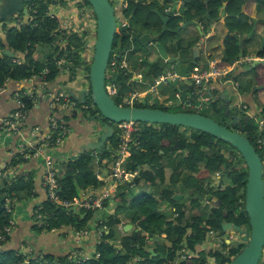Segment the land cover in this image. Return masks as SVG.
I'll return each mask as SVG.
<instances>
[{"label":"trees","instance_id":"trees-1","mask_svg":"<svg viewBox=\"0 0 264 264\" xmlns=\"http://www.w3.org/2000/svg\"><path fill=\"white\" fill-rule=\"evenodd\" d=\"M65 1L34 0L28 4V20L23 21L19 28L8 27L6 44L14 54H23V60L18 62L16 57L10 58L5 55L6 45L0 41V88L9 80L24 81L35 76H44L45 81L50 82L62 70H67L73 75L80 71L86 72L85 79L87 82L89 81V65L91 63L84 61L81 56L88 49L83 38L76 33L67 34L64 30H60L57 17L49 15L50 4L65 3ZM247 3H249L248 0H210L208 6L203 5V11L209 10L210 16L217 18L220 15L221 6L226 4V17L229 26H237V33L232 31L230 27V31L234 32L233 35L227 34L224 37L225 54L223 53L222 58L228 65L229 61L237 56L240 51L239 36H244L251 30V26L245 22L248 21V16L242 10ZM152 4L153 2L150 5ZM149 8L145 9L147 11L145 13L146 18L149 14ZM239 21L241 22L239 23ZM175 25V22L169 24L166 32L160 35V42L163 45L166 44L168 37H175L174 31L177 27ZM62 37L71 39L72 42H67L64 47H61L57 40ZM122 37L124 42H129L128 33L123 32ZM197 40L198 38L195 37L192 42ZM37 46H46L52 51L44 59L38 61L34 58ZM243 51L244 56H246L245 50ZM257 54L258 57L264 58V47L258 50ZM63 59L65 63L60 65V61ZM135 60L136 62L132 66L137 68L141 60L138 58ZM149 62H146L148 69L142 73L144 79H147L152 85L157 78L165 74L163 71L164 63L161 58L154 63ZM224 66L227 65L221 64V67ZM45 71L48 73L44 74ZM122 72V70L121 72L116 70L115 82L121 85L122 91L125 93L131 88V76L128 72ZM257 73L260 77H264V66H260ZM24 93L25 91L21 93V99L28 110L32 107L33 99ZM125 94L121 95L118 89L117 98H113L118 105L125 106L123 102ZM210 94L213 98L210 102L211 105L215 108H224L220 92L211 89ZM146 102V104L141 102L138 107L151 105L148 100ZM189 102L196 104V97L192 96ZM262 108L261 113L264 117V105ZM91 112L95 114L93 110ZM230 116H233L230 112L224 115L227 120H230ZM253 119L255 118L243 115L242 123L234 128H239L245 136V132L247 133L246 137L258 153L260 150H264V146L262 149L258 147V139H264V128H251L250 121ZM137 125L140 127L135 136L137 147L134 148L127 163V169L137 173L133 180V184L137 185L139 190L138 192L135 191L137 194L135 198H132L133 195L128 192L129 188L132 187L130 183L121 182L112 198L114 203L110 199L105 201L104 209L101 211L82 208L79 212L74 213L70 208L56 205L47 198L37 212L42 217L41 222L43 224L37 227V232H49L64 227L80 230L89 228V224L94 221L105 226L103 238L95 246V253L88 258L85 256L38 254L39 252L36 254L31 252L28 255L24 254L21 248L6 246L11 238V232H7L6 229L12 227V213L6 210V205L14 198H16V203L25 200V197L31 196L33 191V187H30L32 181L29 182L33 176L32 172L26 174L27 176L13 173L0 179V264H25L26 262L28 264H131L133 262L135 264H230L243 244L223 242L221 248L208 252H198L197 246L206 241L207 232L223 233L222 222L224 221L233 222L247 229L249 227V217L245 211V187L248 169L240 154L230 144L200 130L170 124H145L142 126V123L137 122ZM110 144L113 148L117 145L115 134ZM177 152L183 154L182 159L177 165L169 169L171 173L167 177L168 169L162 164V156ZM23 161L24 156L18 155L12 162V166H17ZM111 162V151L106 149L103 153L98 152L95 155L88 151L76 160L65 163L58 179L60 199L74 202L75 199H80L81 193L85 189L99 190V188L106 186V182L100 181L98 176L103 170L108 169L107 167ZM200 164H204L203 168H200ZM181 168L185 171L183 176L178 172ZM219 173H221L222 178L228 181L224 190H216V188L214 190V187H211L215 181L212 176ZM141 182L143 185L139 186ZM191 182H193L192 186L194 187L186 190V193L192 195L190 203L191 208L195 210V216L193 215L183 224L185 221L183 205L176 203L174 193L169 190V186L184 187ZM205 183L208 187L207 194H211L220 201L219 206L211 209L212 213L208 219L199 210L202 197L199 193L206 192L204 190ZM164 185L166 188L158 193L159 186ZM149 188L151 189L150 192L147 190ZM155 188L156 191H154ZM191 189L193 191L189 193ZM119 206H127L134 211L130 218L128 217V223L132 225V229L127 232L124 231V234H121L119 229L122 220H124L123 216L118 214L117 208ZM105 209H112L113 211L108 213ZM147 233L150 236L157 235L158 237L156 239L157 246L153 248L156 253L155 256H152L145 246L148 240ZM162 235L166 237L163 238ZM168 240L170 241L169 246L165 243ZM179 251L196 252V256L179 263ZM210 258H213V262H208Z\"/></svg>","mask_w":264,"mask_h":264},{"label":"crops","instance_id":"crops-1","mask_svg":"<svg viewBox=\"0 0 264 264\" xmlns=\"http://www.w3.org/2000/svg\"><path fill=\"white\" fill-rule=\"evenodd\" d=\"M248 1L249 3L244 6V14L248 16L250 21L251 18L254 17L258 20V22L256 24V30L252 35L249 36V32L248 34H244V36H239V39L243 40V50H245V52H249L250 54L246 55L245 58L248 60L247 65H251L252 55L260 50L261 39L264 36V11H262V8L264 7V0ZM50 13H54V15L59 20L61 28L67 34L76 33L81 37L84 26L82 25V20H80V15L77 14L75 7L72 5L69 6V4L64 6L58 4L55 7H51ZM225 17L220 19V21L215 25H212V28H210L208 32L202 29V32H204L203 37H200V34L199 36L196 35L198 32L195 28L188 27L187 33L183 35V38H187L189 42L192 40V36H197L198 43L200 42L199 48L202 47L201 53H204V50L207 52V46L204 48V45H207L209 39H212L213 44L208 49H213L215 51L211 54L212 56L217 54L220 55V41L225 37V35L229 34L231 36L234 33L230 31L227 17ZM27 20V17L20 18V16H18L14 22L8 26L13 27L15 25L17 28H19L21 23ZM250 21H248L247 24L250 25L252 29L253 23ZM5 25L3 26L0 24V41L7 45L6 36L8 27ZM210 35H212V37L208 39ZM67 42L72 41L71 39L64 37L58 38L57 40V43L60 44L61 47H64ZM85 42V46H87L91 42V39L87 38V41L85 40ZM51 51L52 50L49 47L37 46L34 58L40 61L49 55ZM87 51L83 53V56H86V59L89 60V53L87 54ZM212 51L209 50L208 53ZM158 54L160 55V50ZM219 55L214 59H221L222 57ZM140 56L141 55L134 56V59H144L145 62L154 61L156 54L153 52L152 54H147L146 56L145 54L142 57ZM22 57L23 55L17 59L21 61L23 60ZM221 60V64L227 65L226 67H230L223 61V59ZM127 64L129 67H131L133 65V59H130L128 62L124 61V65L126 66ZM257 68H260V66H257ZM147 69L148 68L142 64L137 67V70L136 68H130L128 71V74L131 76V86L133 82H144V86L149 87V90L140 93V99L142 100H147L151 88V84L147 85V82L149 81L144 79L142 73ZM229 74L225 79V83H223V81H219L222 80L219 78L214 80L209 85L211 89L218 90L220 95L221 92L224 94L222 97L223 106L230 109L232 107L236 108L237 106L240 108L242 107L247 111L246 116L252 118L263 115L261 113V108L264 105V77L259 76L256 79V75L258 73L257 70L253 69L247 74V81L229 82ZM85 76L86 75L84 72L81 71L76 75H73L67 70H62L53 81L48 83H45L42 77L35 76L24 81L9 80L2 88H0V179L3 178L2 175L6 172L10 174L12 172L15 175L24 174V176H27L26 174L30 172L33 173L32 179L29 181H32V184H30V187H33L32 195L27 196L23 201L12 204L13 211L12 227L10 233L11 238L6 245L10 248H21L24 254L29 255L31 252L34 254L39 252L38 254L45 253L57 256H71L75 254L74 251L77 250V254L83 252L85 257H89L95 253L98 234L97 231H95L94 226L96 225L97 221L91 222L89 224V228H87L88 234L81 235L80 238H78L76 235V233L80 230H77L73 227H64L62 229H55L49 232H37L38 221L36 220V211L41 207L43 202L47 200V192L43 185L45 164L42 157L33 156V149H31L33 146L39 144L44 139V137L49 134L50 117L54 111L51 106L52 95L60 91L66 96H69V90L71 88H75V85L77 84H84V86H81V88H84L87 82L85 81ZM256 80L258 83H262V85H256ZM24 91L33 95V104L31 109L28 110L27 118L21 124L20 131L18 133H11L2 127L1 120L8 117L12 112L20 107L19 101L21 100V93ZM154 97H156V102L159 100L160 104H166V100H163V98H165L164 95ZM256 99H258V101H256ZM55 113L58 119L69 129L63 144L48 151V154L52 156L57 168L61 171L64 168L65 163L76 160L80 155L88 152L85 150V146L86 144L92 142L91 138H93V136L90 134L92 122L83 118L81 113L75 111V109L71 107H67L62 110H56ZM233 116H239V114H233ZM239 117L242 118L243 115ZM92 153L97 154L96 152ZM18 155L24 156V161L17 166H12V162L18 157ZM110 165L107 167V170H103L102 173L99 174V180L106 182V186L99 188V190H92L90 188L85 189L81 193V197L79 199L80 201H83L89 196H98L110 186L109 184H111L112 181L111 179L107 178V172L110 168ZM81 209L82 208L79 207L77 211L79 212ZM105 210L108 213L113 211L112 209ZM126 221L122 220L124 224H121V226L129 224L128 220ZM131 229L132 228L129 230ZM83 255L80 254V256Z\"/></svg>","mask_w":264,"mask_h":264},{"label":"water","instance_id":"water-1","mask_svg":"<svg viewBox=\"0 0 264 264\" xmlns=\"http://www.w3.org/2000/svg\"><path fill=\"white\" fill-rule=\"evenodd\" d=\"M33 1L34 0H0V24L3 26L6 24L5 26L10 27L8 25H11L16 17L24 16L28 18V4ZM88 1L91 3L97 17L96 38L92 44L93 56L88 75L89 86L81 88L84 84H77L75 85V88L69 90V97L74 103L73 109L77 112L80 111L83 118L92 122L90 134L93 138H91V143L86 144L85 150L103 153L106 142L114 137L115 124L122 122H140L142 123V126L145 124H170L174 126H182L200 130L230 144L240 154L248 169V177L245 187V211L248 214L250 226V232L248 233L236 224L225 221L222 222L223 231L229 232L233 230L237 232L239 236L242 237L243 242L241 250L232 258L230 264H260V261L264 257V163L250 140L240 132V130L236 131L230 129L231 127L237 126L241 122V118L239 116H230L229 123L222 125L214 119L199 113L168 110L173 106L182 109L190 106L189 100L193 96V84L191 78L193 69L201 66L200 58L207 59L206 57L212 55L204 56V53H201V48H199V43L192 42L197 36H192V39L194 40H190L189 42L187 40L184 46H179V42L176 43V39L173 43H169L167 40L166 44L163 45L160 41L158 42V37H151L143 32H138L135 28H130V53L138 54V48L151 45L153 42H157V45L162 46L160 49V58L164 63L163 71H165V74H173L172 77H169L165 82L161 83L164 84L166 88L170 89L168 92L165 91L166 95L162 93L165 96L163 100L168 99H166V97L169 96L168 93L174 92V95L179 101L174 103L170 101L169 104L161 103L164 108H155L156 97L152 99L149 107L118 105L113 97L108 95L106 91V73L116 33L114 11L108 0ZM209 1L210 0H206L205 3L208 4ZM176 2H178V0H176ZM172 3H174V0H164V5H172ZM176 8V6H173L169 11L164 12V26L161 34L166 32V22ZM242 10L244 12V6ZM220 16H227L226 4L221 6ZM207 17H209V12H207ZM251 21L253 26L249 36L255 32L258 20L252 17ZM209 22L212 25H215L219 21L211 20ZM191 25L199 32L200 37H203L204 32H202L201 26L194 23H191ZM13 27L16 26L14 25ZM182 27L179 26L174 31V36H178ZM211 37L212 35H210L208 39ZM187 43H190L191 45H187ZM220 47L225 54L224 38L220 41ZM263 47L264 36L261 39L260 49H263ZM239 48L240 51L238 55L229 61V68L231 71L228 78L229 82H234V78L236 77L243 81H247L246 76L250 71L253 69L258 70L257 66H264V59L258 58V54L255 52L252 55V64L246 68L245 65H247L248 60H246V56H244L242 39H239ZM185 50H189L191 53H185ZM4 54L10 58L17 57V54L12 53L7 45ZM146 62L143 59V61H139L138 65L140 66ZM259 76L260 75L257 74L256 79ZM147 85H150V83L147 82ZM223 96L224 94L221 92V98ZM88 97L91 99L97 114H92V112L89 113V106H87ZM146 103L147 102L144 99L142 104ZM232 109L233 107L230 110ZM97 120H99L100 125H98ZM181 196L182 194L180 197ZM176 198L177 196H174V199ZM206 199H211V196L208 195ZM205 201L206 200L203 202ZM70 210L77 213L78 206L74 205ZM130 228H132V225L126 224L123 231L127 232ZM148 251L152 256L156 255L153 249ZM25 264H28V262Z\"/></svg>","mask_w":264,"mask_h":264},{"label":"built area","instance_id":"built-area-1","mask_svg":"<svg viewBox=\"0 0 264 264\" xmlns=\"http://www.w3.org/2000/svg\"><path fill=\"white\" fill-rule=\"evenodd\" d=\"M19 25V24H17ZM60 30H63L60 26ZM87 41V40H86ZM85 42V41H84ZM86 43V42H85ZM17 55L16 58L22 56ZM83 60L89 63V60L86 59V56L81 55ZM20 62L18 59L16 60ZM221 59H213L209 62V66L207 68H203L201 66L195 67L193 69L192 74V84L193 89L192 93L193 96L199 99V103L191 104L192 108L203 105L204 103H210L212 101V95L210 94V87L209 85L219 78L227 77L230 69L229 67H221ZM65 63L64 60L60 61V65ZM117 66L115 63H112L111 66V81L106 84V91L108 95L113 97L114 95L118 94V87L115 82V74H116ZM48 71H45L44 74H47ZM172 73H167L155 80V82L151 85V91L157 92V86H159L162 82H165L169 77H172ZM44 82L45 77H42ZM48 83V82H47ZM25 95L31 96L33 99V95L31 93H24ZM141 94L138 93H131L128 96L123 98V102L125 106H135L136 102L139 101ZM21 99V98H20ZM20 107L12 112L8 117L1 120L2 127L10 131L11 133H18L21 128V124L27 118L28 110L26 109L25 104L22 102V99L19 101ZM51 106L53 111L52 116L50 117V131L44 139L33 146V156L42 157L44 159L45 164V173L43 177V185L47 192V198L56 205L63 206L67 209H71L74 205H77L78 208H84L86 210H103L104 209V202L107 200H114L113 195L116 193V189L121 182H130L135 176L137 175L136 172H131L127 169V163L130 160V157L133 154L134 148L137 147V141L135 139L136 134L138 133L140 127L137 125V122H122L116 124L117 127L115 128V139L117 141V145L113 148L110 144V140L106 142L107 150L111 151L112 162L111 167L107 172V178L111 179L110 186L104 190L98 196H89L83 201L79 199H75L74 202L62 200L59 197V176L60 170L57 168L52 156L48 154L50 149H54L65 141L67 134L69 132L68 127L61 122L57 115L56 110H62L67 107L73 108L74 103L70 99L69 96H66L63 92H56L52 95V102ZM264 127V121H260V129ZM264 146V139H258V147L262 149ZM98 153V152H96ZM10 173L6 172L2 176L6 177ZM11 174H13L11 172ZM99 178V176H98ZM114 203V201H113ZM98 223L94 226L95 231L98 234V242L103 238V233L106 230L105 226H102ZM120 229V228H119ZM7 232H11V228L6 229ZM88 234L87 228L80 229L76 233L77 237L80 238L81 235ZM224 240H220L219 243H223ZM75 255V254H73ZM72 255V256H73ZM264 263V257H263Z\"/></svg>","mask_w":264,"mask_h":264},{"label":"rangeland","instance_id":"rangeland-1","mask_svg":"<svg viewBox=\"0 0 264 264\" xmlns=\"http://www.w3.org/2000/svg\"><path fill=\"white\" fill-rule=\"evenodd\" d=\"M174 3L175 4H178V5H180V0H178V2H176V0H174ZM168 6H170V5H164L163 6V10L165 9V8H167ZM179 8V7H178ZM262 11H264V7L262 8ZM229 20H231V19H229ZM248 21H250V19L248 18ZM248 21H245V22H248ZM241 21H239V23H240ZM250 22H252V21H250ZM202 29L203 30H206L207 32L210 30V28H212V24L210 23V22H206V23H203L202 25ZM231 27V29H232V31H234L235 33H237L238 32V30H237V26H234V25H232V26H230ZM139 29H143L144 31H146L147 33H152V32H150L147 28H145V27H138ZM251 31V30H250ZM154 33V32H153ZM81 38H83V40L85 41V40H87V38H90L91 39V44H90V46H92V43H93V39H94V37L91 35V33L90 32H83L82 31V35H81ZM175 39L177 40V36H175V37H168V41H169V43H173V42H175ZM196 42H198V40L196 41ZM200 43V42H199ZM176 44V43H175ZM212 44H213V41H212V39H209V41H208V43H207V45H204V47L205 46H207V52H205V50H204V56H206V55H210V54H212V53H214L215 51L213 50V49H208L209 47H211L212 46ZM187 45H191L190 43H187ZM200 46V45H199ZM158 48H159V50L162 48V46H155V45H148V46H144V47H142V50L141 51H139L138 52V54L136 53V54H134V53H130V52H128L127 53V55H126V57H125V59H124V61H126V62H128L130 59H133V64H135V62H136V60L134 59V56H137V55H141L140 57H142L144 54H145V56L148 54H152L153 52L155 53V51L154 50H158ZM192 48H193V46H192ZM201 49H202V47H201ZM86 50H88V49H86ZM158 50V51H159ZM212 51V52H210V53H208V51ZM148 52V53H147ZM89 53V63H91V61H92V56H93V46L92 47H89V50L87 51V54ZM185 53H191V51H189V50H185ZM206 53H208V54H206ZM246 55H250L249 54V52H246ZM215 57H218V55H213L212 57L210 56V57H206L207 59H204V58H200V63H201V67H203V68H207L208 66H209V62L211 61V59H214ZM87 58H88V56H87ZM146 58V57H145ZM120 62V61H119ZM143 66H147V63H143ZM247 66H249V65H245V67L247 68ZM89 68H90V65H89ZM85 75H87V73L85 72L84 73ZM106 75H107V80H106V84H108L110 81H111V79H110V77H111V67H109L108 68V70H107V73H106ZM227 77H224V78H220V79H222V80H219V81H223V83H225V79H226ZM85 81H87V79H85ZM234 81H243V80H241V79H239V78H234ZM144 82H133V84H132V86H131V88L128 90V91H125V93L122 91V88H121V85L118 83L117 84V87L120 85V87H118V89H119V91H120V94L122 95V94H125V96H128L129 94H131V93H133V92H136V93H138V94H140L141 92H143V91H147V90H149V87L148 86H144V84H143ZM256 85H259V86H261L262 85V83H258V81L256 80ZM89 86V84H88V82H86V85H85V87H88ZM246 88V87H245ZM170 89L169 88H166L165 86H164V84H160L159 86H157V93H155V91L153 92V91H151V88H150V93H149V95H148V97H147V100H148V103L149 104H151V101H152V96H153V98H154V96H160V95H166L165 94V91L166 92H168ZM162 92H163V94H162ZM169 95V96H168ZM168 97H166V104H169V102L172 100V101H177L178 100V98L174 95V92H170V93H168ZM113 98H117V95H114L113 96ZM171 101V102H172ZM196 101H197V104L199 103V99L198 98H196ZM256 101H258V99H256ZM141 102H142V99H139V101H137L136 102V104H135V106H140L141 105ZM87 106H89V108H88V111H89V113H91V111L93 110V112H95V114H97V112H96V109H95V107L93 106V104H92V101H91V99L88 97L87 98ZM158 108H164L161 104H160V101L158 100L157 101V105H156ZM261 106V105H260ZM93 107V108H92ZM238 108V109H237ZM261 108V107H260ZM261 109H263V108H261ZM168 110H170V111H184V112H193V113H199V114H202V115H204V116H207V117H210V118H212V119H214L216 122H218V123H220V124H227V123H229V120H227L225 117H224V115L228 112H230L232 115L233 114H239V116H242V115H246V113H247V111L246 110H244L242 107L240 108V107H236V108H233L232 110H230V108H227V107H217V108H215V107H213L212 105H211V103H204L203 105H199V106H196V107H194V108H192V106H191V104H190V106L189 107H185L184 109H182V108H178V107H176V106H173L172 108H170V109H168ZM79 113H80V111H79ZM82 115V114H81ZM255 119H253V121H250V127L251 128H260V121H262L264 118H263V115H261V116H259V117H254ZM242 121H243V117L241 118V122L240 123H242ZM97 123H98V125H100V122H99V120H97ZM239 123V124H240ZM115 126L117 127V125L115 124ZM262 128H264V127H262ZM261 128V129H262ZM231 129L232 130H236V131H239V128H234V127H231ZM240 132H242V131H240ZM245 134H246V136H247V133L245 132ZM113 139V138H112ZM112 139H110V141L112 140ZM107 149V146H105L104 147V150H106ZM259 154H260V156L263 158V160H264V150H260V152H258ZM95 155V154H94ZM97 156V155H96ZM182 156H183V154H181V153H179V152H177L176 154H170V155H166V156H162V159H161V161H162V164L165 166V168H167L168 170H167V177H169V175H170V170L169 169H171V167H174L175 165H177L179 162H180V160L182 159ZM203 165L204 164H200V168H203ZM110 167H111V165H110ZM179 173H180V175L181 176H183L184 174H185V171H184V169H180L179 171H178ZM219 174H221V173H219ZM217 175L215 174V175H213L212 176V178L215 180V183L217 184V186H215L213 189L215 190V188H216V190H224L225 188H226V186H227V183H228V181L225 179V178H222L221 180L219 179V178H217L216 177ZM133 180H134V178L129 182L130 183V185L132 186V187H130L129 188V190H128V192H129V194H131V195H133L132 196V198L134 197H136L137 196V194H135V191H139L138 189H137V185H134L133 184ZM192 183L193 182H191V183H189V184H187V185H185L184 187H181V186H169V190H171L174 194H173V196H177V198L175 199V201H176V203L177 204H181V205H183V208H184V212H185V221H183V224H185V222L187 221V220H189V219H191L192 218V216L194 215L195 216V210H193L192 208H191V204H189V201H191V198H192V196H191V194L189 195L188 193H186V190H188L189 188H193L194 186H192ZM214 183V184H215ZM213 184V185H214ZM143 185V182H141L140 184H139V186H142ZM218 185H220V186H218ZM164 188H166L165 187V185L164 186H159V188H158V193H161L163 190H164ZM208 189V187H207V184H205L204 185V190L205 191H208L207 190ZM149 192H150V188L149 189H147ZM116 191H117V189H116ZM154 191H156V188L154 189ZM193 191V189H191L190 191H189V193L190 192H192ZM136 192V193H137ZM134 193V194H133ZM184 193V194H183ZM186 193V194H185ZM205 192H203V194H204ZM182 194V196L180 197V195ZM200 195H202V193H199ZM115 196V194L113 195V197ZM27 197V196H26ZM25 197V198H26ZM159 200H161L160 198H158ZM16 198H14V199H12L11 200V202L9 201V203H8V205H6V210L8 211V212H11L12 213V211H13V205L12 204H15L16 202ZM211 203V202H210ZM189 204V205H188ZM193 204V203H192ZM202 206L199 208V210L200 211H202V213L204 214V216H207L208 214H210V211H211V207L212 206H210L209 204H206V206H203V204H201ZM170 209V208H169ZM195 209H196V207H195ZM167 210V209H166ZM114 211H116V209L114 208ZM117 211H118V214H119V216L121 215V216H123V218H124V220L126 221V220H128L129 221V219H128V217L130 218V216L132 215V212H134L133 211V209L131 208V209H129L127 206H119L118 208H117ZM38 212V210L36 211V220L38 221L37 222V225H38V227H40L41 225H43L42 224V217H40V215L37 213ZM176 216V215H175ZM174 216V217H175ZM101 219V218H100ZM40 220V221H39ZM127 222V221H126ZM122 224H124V222H122ZM123 229H124V226L122 225L121 227H120V231H121V234H124L125 232L123 231ZM55 230V229H54ZM218 236L217 237V239H215V241H212V242H209V240H210V238H211V236L212 237H216V236ZM214 236L212 235V234H210V235H208V239L204 242V243H201V244H199V246H197V251L199 252V251H206V252H208V251H213V250H217L218 248H221L219 245H220V243H219V241L220 240H227L229 237H232L233 235H234V233L231 231V232H228V233H219V232H217L216 234H215ZM146 236H147V238H148V240H147V243H145V246H146V248H148V250H150V249H153L155 246H157L156 244L158 243L157 241H156V239H158V237H157V235H151L150 236V234H146ZM162 237L164 238V237H166L165 235H162ZM239 240V239H238ZM98 242V241H97ZM166 243V245L167 246H169L170 245V241L168 240L167 242H165ZM81 252V251H80ZM74 253L76 254V255H71L70 257H78V256H80V254H84L83 252L82 253H79V254H77V250H75L74 251ZM84 256V255H83ZM178 261H179V263L181 262V261H183V260H186V259H190V258H192V257H195L196 256V252L194 253V252H191V253H186V251L184 252V251H179L178 252ZM88 258V257H87ZM208 262H213V258H210L209 259V261ZM131 264H135L134 262L133 263H131ZM173 264H175V263H173ZM260 264H264L263 262H260Z\"/></svg>","mask_w":264,"mask_h":264},{"label":"flooded vegetation","instance_id":"flooded-vegetation-1","mask_svg":"<svg viewBox=\"0 0 264 264\" xmlns=\"http://www.w3.org/2000/svg\"><path fill=\"white\" fill-rule=\"evenodd\" d=\"M108 1H109L110 5L112 6L113 11H114V15H115V19H116L115 36L117 34L116 40H115V36H114L113 47H112V52H111L109 63H108V68L112 66V63H115L117 66V72H121V70H122L124 73H127L130 68L131 69L136 68L135 66L129 67L128 64L126 66L124 65V59H125L127 53L129 52L130 45H131L130 28L136 27L135 29H137L138 32H143L144 34H147L151 37H158V42H159L160 41V35H161V32L163 30V26H164L163 14H165L164 13L165 11H169L173 6H176L177 8L173 12V14L168 18V20L166 22V26L168 27V25L173 23V22H175V24H176L175 26H177L175 28V30L179 26H181V27L183 26L180 29L179 34L177 36V40H176V43L179 42V46H184L186 44L188 39L183 38L184 37L183 35L187 33L188 27H193L191 25V23H194L197 25H202L203 23L209 22L211 20L220 21V19L224 18V17H221L220 15H218L217 18H214V17L210 16L209 10L203 11V5L208 6V4H209V3L208 4L205 3L206 0H181L180 5L172 3V5L168 6L164 10L162 9L164 6V0H108ZM152 2H153V4L150 5ZM58 4H60L61 6L69 4V6L72 5L73 7H75L77 14L80 15V20H82V25L84 26L83 32H87V31L90 32L91 35L94 37V39H93V42H94V40L96 38L97 17L94 13V10H93L91 3L88 0H66L65 3H58ZM58 4H50L49 9H51V7H55ZM147 7H150V8H149L148 17L146 18L145 13L147 11H145V9ZM207 12H209V17H207ZM49 15L55 16L54 13H50V12H49ZM184 25H186V26H184ZM138 27H145L152 33H147L146 31H144L143 29H139ZM123 32L128 33L130 36L128 43L124 42V40H123V37H122ZM198 35H199V32H198ZM182 40H184V42ZM180 41H181L182 45H181ZM90 44H91V42L87 45L88 48L92 47V46H90ZM151 45L158 46L157 42H153ZM141 50H142V48H138V51H141ZM158 50H159V48H158ZM158 50H154L155 54H156V57L154 60L155 62L158 59H160V55L158 54V52H159ZM219 50L221 51V53H220V55L219 54H217V55H219L220 57L224 56L223 50H221V49H219ZM221 59H223V58H221ZM154 61H150L149 63H152V62L154 63ZM178 101H179V99L177 101H172V103L178 102ZM155 108H157V107H155ZM216 175H217L216 176L217 178H219L220 180L222 179L221 174H216ZM214 183H215V181H214ZM213 184L211 185L212 188L217 186L216 183L214 185ZM218 186H220V185H218ZM208 195L211 196V199H206ZM204 200H206V201L203 202ZM190 202L191 201H189V204H191ZM200 204H203V206H206V204H209L210 206H212L210 209H212L216 206H219L220 201L217 200V198L212 196L211 194H207V191H206L204 194H202V197L200 199ZM211 213H212V211H210V214H208L206 216L207 219L211 215ZM230 223H233V222H230ZM233 224H235V223H233ZM241 228L244 229L245 231H247L248 233L250 232V226L248 227V229L246 227H241ZM229 232H231V231H229ZM232 232L234 233V235L232 237H229L227 240H224V242L227 244H230V243L243 244L242 237L239 236V234L237 232H235L233 230H232ZM216 233L217 232H214V231L207 232L206 240L208 239V235L212 234L214 236ZM223 233H228V232L223 231ZM217 237L218 236H216L214 238L211 236L209 242L215 241V239H217ZM219 246H222V243H220ZM260 262H263V259Z\"/></svg>","mask_w":264,"mask_h":264}]
</instances>
